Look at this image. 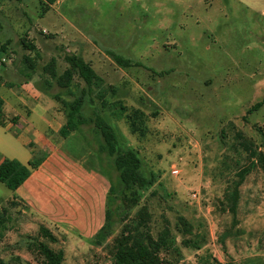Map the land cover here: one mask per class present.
<instances>
[{
  "label": "rangeland",
  "instance_id": "1",
  "mask_svg": "<svg viewBox=\"0 0 264 264\" xmlns=\"http://www.w3.org/2000/svg\"><path fill=\"white\" fill-rule=\"evenodd\" d=\"M0 41L7 46L0 53V64L10 67L7 80L28 81L33 65L30 89L48 95L54 111L63 112L55 95L71 101L85 85L77 80L78 87L65 90L53 82L46 90L51 79L43 69L55 60L62 74L67 55L92 65L103 83L94 102L86 101V123L71 142L91 147L110 181L109 215L92 239L45 223L22 203L4 205L10 221L0 259L41 264L30 244L47 226L58 242L43 240L65 251L64 264H114L113 240L145 207L152 236L168 230L175 241L174 249L161 250L163 264H199L206 256L222 264H264V161L252 166L236 135L240 131L264 154V104L249 113L264 101V0H0ZM108 52L139 66L120 67ZM118 102L127 114L143 112L145 136L132 134ZM96 111L115 129L119 146L138 154L150 187H125L94 128ZM250 167L233 215L225 194L237 172ZM134 196L138 202L128 209ZM180 218L191 233H180Z\"/></svg>",
  "mask_w": 264,
  "mask_h": 264
},
{
  "label": "crops",
  "instance_id": "2",
  "mask_svg": "<svg viewBox=\"0 0 264 264\" xmlns=\"http://www.w3.org/2000/svg\"><path fill=\"white\" fill-rule=\"evenodd\" d=\"M9 68L0 64L4 123L0 124V164L5 159L25 165L40 160L16 191L9 189L5 195L0 186V207L22 203L45 223L71 228L82 238L92 239L105 226L110 189L100 158L84 142H71L75 132L62 139L64 112L49 109L52 101L48 103V95L42 98L36 88L31 90V82L7 80ZM42 153L43 157H37Z\"/></svg>",
  "mask_w": 264,
  "mask_h": 264
},
{
  "label": "trees",
  "instance_id": "3",
  "mask_svg": "<svg viewBox=\"0 0 264 264\" xmlns=\"http://www.w3.org/2000/svg\"><path fill=\"white\" fill-rule=\"evenodd\" d=\"M58 0H46L49 5H53ZM7 46L0 41V53L6 52ZM112 56L118 66L123 68H129L133 66H139L138 62H134L129 59H125L112 52H108ZM65 61L69 65L68 68L62 74H58L56 71V61L52 60V64L46 66L43 69L44 74H49L51 80H47L46 90H49L55 82L61 89L71 90L73 87H78L77 80L84 83V88L81 90V95L75 97L73 100L68 101L62 99L60 96L55 95L54 98L61 102L63 112L66 117L65 124L61 127L59 133L61 138L65 139L72 133L79 130V128L86 123V118L83 114V107L88 100L94 102L92 96L95 88H98L103 83L92 65L87 62L82 56L79 55H67ZM29 70L26 74L27 80L30 82L32 75L31 71L35 69L30 64L27 67ZM52 81V82H51ZM77 85V86H76ZM98 98L102 100V106L106 108L108 103L104 98V93L100 92ZM119 105L118 112L120 118L126 117L128 125L132 134L138 136H145V120L144 114L140 110H134L127 114V109L121 103H114V106ZM264 104L259 102L255 104L249 113L259 110ZM110 106V104H109ZM3 100L0 98V124L3 125ZM94 128L99 132L105 143V149L109 157H113L114 164L117 170L120 172L121 181L124 183L127 189L136 187L137 189H143L144 187H150L152 182L148 180L141 171V160L138 154L134 150H123L119 146V139L115 129L105 118L98 112H95L93 118ZM238 146L243 152L246 153L248 160H250L252 166L258 165L264 161V154L260 151V147L252 140H248L240 131H236ZM103 148V149H104ZM39 163L30 162L28 165L22 164L17 160L5 159L0 164V182L3 183L11 191H16L23 183L30 177L33 169L37 168ZM251 172L250 168H243L237 172V182L232 186V190L226 192L225 201L227 209L233 215L237 214L238 203L240 200V186L245 181L247 175ZM135 195V194H134ZM137 198L127 199L128 209L136 205ZM130 203V204H129ZM107 212V217H108ZM10 218L7 216L6 208L0 207V240L4 238L5 232L9 228ZM149 215L145 207L141 208L135 219L131 223L126 224L120 235L116 237L112 242L111 254L114 260V264H163V259L160 257L161 250L174 249L175 241L169 236V231L165 230L157 239H155L148 228ZM180 233L183 235L191 233V226L184 219L180 218ZM104 229V228H103ZM102 229V230H103ZM101 230V231H102ZM101 233V232H100ZM48 240L51 243L58 242L57 237L47 227L41 226L39 229V237L35 238L30 246L39 253L42 258L41 264H64L65 251L55 250L51 248L44 240ZM186 247H193L187 241L184 242ZM17 262V261H16ZM15 264H20L16 263ZM0 264H7L3 259H0ZM199 264H222L213 257L206 256ZM231 264V263H227Z\"/></svg>",
  "mask_w": 264,
  "mask_h": 264
},
{
  "label": "built area",
  "instance_id": "4",
  "mask_svg": "<svg viewBox=\"0 0 264 264\" xmlns=\"http://www.w3.org/2000/svg\"><path fill=\"white\" fill-rule=\"evenodd\" d=\"M173 174H174V175H177V174H178V170H174V171H173Z\"/></svg>",
  "mask_w": 264,
  "mask_h": 264
}]
</instances>
